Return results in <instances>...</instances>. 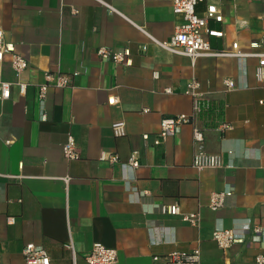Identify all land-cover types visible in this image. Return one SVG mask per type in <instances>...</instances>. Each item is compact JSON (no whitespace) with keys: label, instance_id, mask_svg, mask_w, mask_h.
Returning a JSON list of instances; mask_svg holds the SVG:
<instances>
[{"label":"crops","instance_id":"obj_1","mask_svg":"<svg viewBox=\"0 0 264 264\" xmlns=\"http://www.w3.org/2000/svg\"><path fill=\"white\" fill-rule=\"evenodd\" d=\"M209 4L222 14L221 23L209 24L223 32L210 38L213 48L237 43L241 53L264 54V0H203L197 14ZM181 23L171 0H0L4 42L28 63L20 76L25 94L12 85L10 98L0 102L1 264H23L28 243L44 248L51 264H72V250L76 264H86L95 243L116 250L115 264H155L154 255L195 248L202 264H254L264 256L259 59L192 62L155 43L168 40ZM102 46L129 50V64L100 60ZM46 72L78 74L69 86L50 88L41 102L37 86ZM0 76L16 81L8 56ZM192 78L211 109L159 141L163 119L194 114L186 93ZM225 79L235 88L227 89ZM111 96L114 105L108 104ZM116 122L125 124V135L112 129ZM222 123L233 128L220 131ZM194 128L203 134L200 143L193 140ZM69 135L78 160L63 157ZM199 149L219 156L221 167L194 168ZM132 151L138 152L136 169L126 165ZM101 153L116 154L119 162L101 161ZM65 176L71 178L67 188ZM223 192L230 195L212 211L211 196ZM172 203L183 213L198 211L200 225L163 214L161 207ZM216 229L233 230L243 241L223 251L212 238Z\"/></svg>","mask_w":264,"mask_h":264},{"label":"built area","instance_id":"obj_2","mask_svg":"<svg viewBox=\"0 0 264 264\" xmlns=\"http://www.w3.org/2000/svg\"><path fill=\"white\" fill-rule=\"evenodd\" d=\"M172 11L174 14L181 16L182 23L177 26L174 34L166 41L155 42L160 48L176 55L188 57L192 62L198 58H245L254 56L259 59V67L256 70L257 79L264 83V54L261 53H241L238 50V44L233 43L229 50L215 49L212 47L210 38H222L223 32L219 29L210 27V22L221 23L222 14L218 6L209 4L203 15H198L196 12L197 5L203 0H171ZM111 9L109 6H107ZM112 11V10H111ZM77 14L76 10H73ZM251 47L255 48L256 45ZM96 54L103 61H110L116 65H127L130 62V52L125 50L123 52H116L106 47H99ZM8 56L10 60L11 70L16 78L14 83L3 80L0 76V102H4L10 98L11 87L16 85L21 95L25 94L27 84L20 80L21 74L27 69L28 63L19 54H17L11 45L6 44L3 39V31L0 29V63ZM78 73L71 75L60 72H46L43 76V82L37 86L38 99L43 102L47 91L50 88L61 89L70 85L71 77L77 76ZM157 72H153V78H157ZM224 85L227 89L235 88L234 81L225 79ZM200 83L195 78L189 82L186 93L192 97L193 100V115L187 116L180 114L174 117L165 118L160 122V132L158 139L164 141L173 136L184 124H193L194 115L202 111L211 109L210 103L205 99L204 93L200 91ZM166 93L170 90L166 89ZM116 103L115 96L108 98V104L114 105ZM262 103V102H260ZM145 112L147 110H144ZM233 128L232 124L222 123L218 126L220 131H228ZM113 130H119L120 135L126 134L125 124L123 122H116L112 125ZM147 139V135L143 136ZM193 140L200 143L203 140V134L197 128L193 129ZM63 157L68 161L79 159V152L74 138L69 135L66 141L61 146ZM99 159L107 161L110 164L119 162L116 154L101 153ZM126 165L131 169H136L139 166L138 152L132 151ZM222 165L220 157L213 154H208L199 149L193 156L192 166L196 169H217ZM62 181L67 188L71 178L70 176L62 177ZM230 195V192H223L213 194L211 196L210 209L217 210L222 206L225 196ZM161 212L170 216H180L181 220L193 227L200 225V213L189 212L183 213L177 203L166 204L161 207ZM9 223L13 219L8 220ZM254 233L261 231L260 227L253 228ZM212 238L217 246L223 250H228L233 244L241 243L243 241L242 235L235 233L233 230L216 229L212 233ZM23 264H51V258L48 252L35 244L28 243L22 249ZM117 260L116 250L107 248L100 243H95L85 257L86 264H115ZM152 260L155 264H202L200 258V250L195 248L190 251L174 250L164 256L154 255ZM1 264V261H0ZM72 264H76L75 253L72 250ZM254 264H264V256L258 255L254 259Z\"/></svg>","mask_w":264,"mask_h":264}]
</instances>
